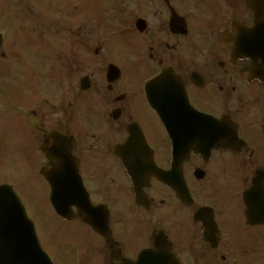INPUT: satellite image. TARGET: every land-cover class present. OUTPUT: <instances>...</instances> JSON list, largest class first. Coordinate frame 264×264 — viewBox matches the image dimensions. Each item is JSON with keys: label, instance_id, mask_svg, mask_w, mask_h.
<instances>
[{"label": "flooded vegetation", "instance_id": "obj_1", "mask_svg": "<svg viewBox=\"0 0 264 264\" xmlns=\"http://www.w3.org/2000/svg\"><path fill=\"white\" fill-rule=\"evenodd\" d=\"M123 2L118 47L73 29L49 56L46 38L2 39L0 164L46 186L45 170L76 215L108 213L105 236L63 223L54 264H264V19L238 4L208 20L191 0ZM172 11L186 33L170 30Z\"/></svg>", "mask_w": 264, "mask_h": 264}, {"label": "rangeland", "instance_id": "obj_2", "mask_svg": "<svg viewBox=\"0 0 264 264\" xmlns=\"http://www.w3.org/2000/svg\"><path fill=\"white\" fill-rule=\"evenodd\" d=\"M60 2H62L59 6V9L64 8V6H67V10L70 11L72 8V0H59ZM79 4L82 5V7L84 8V10H87L88 12H92L94 11V15L100 17L103 14V7L105 4V2L107 0H77ZM49 5H52L53 7L56 6L57 1L56 0H48ZM46 3V4H47ZM1 6L4 5H0V16L3 13V8ZM126 9L131 7L129 4H126ZM117 9L120 8H115V11H112L111 14L112 15H118L117 13ZM86 14V11H85ZM5 17V21L8 25H15V22L13 23L12 18L6 14H4ZM47 22H50V26L51 28L47 27L46 25H42V23H40L39 20L36 21H30L27 22V25L29 27V33L31 32L34 35H39V34H45V35H51L56 27H54L55 22H57V19L51 16L47 17ZM46 22V23H47ZM30 23V24H29ZM26 24V23H24ZM26 25V27H27ZM19 26V25H17ZM46 26V27H45ZM56 26V25H55ZM80 25H78L79 27ZM110 26V25H109ZM117 27V25H114ZM20 27L22 28V30H26V27H24L23 29V25H20ZM46 28V29H45ZM81 29H83L81 27ZM115 29V30H117ZM16 32V31H15ZM22 32V31H21ZM97 33V32H96ZM115 36H117V34H114ZM63 46L59 47L62 48ZM42 56H49L51 54H49L48 52H44L41 54ZM8 75L9 73L7 72V70H5L4 75H3V79L1 81V85L4 87V89H8L9 87V79H8ZM29 173L26 169V167L19 163V164H11V162L3 164V166H0V183L4 182V183H14V190L15 192L18 194V196L20 197L25 209L27 210V215L29 216V218L33 221V223L35 224V228H36V232L39 238V241L41 243V246L48 252L50 251V249L47 247V245L49 244L50 237L49 236H53L54 232H56V229L59 225H61V222L56 218V216L51 212L48 204H47V194H46V190H45V185H43L41 182H38L39 184L36 186H31L30 188H33L36 190L37 193L29 195L25 192L24 186L22 184L19 183H23V182H27L30 181L29 179ZM19 184V185H17ZM34 208H40L41 213L38 214H34L32 211ZM81 230V229H80ZM51 231V234L48 236V233ZM54 231V232H53Z\"/></svg>", "mask_w": 264, "mask_h": 264}, {"label": "water", "instance_id": "obj_3", "mask_svg": "<svg viewBox=\"0 0 264 264\" xmlns=\"http://www.w3.org/2000/svg\"><path fill=\"white\" fill-rule=\"evenodd\" d=\"M52 203L56 206L53 199ZM0 264H51L39 246L32 223L7 186H0Z\"/></svg>", "mask_w": 264, "mask_h": 264}]
</instances>
